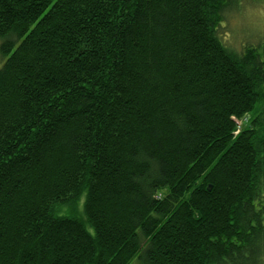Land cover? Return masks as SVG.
<instances>
[{
	"label": "trees",
	"instance_id": "16d2710c",
	"mask_svg": "<svg viewBox=\"0 0 264 264\" xmlns=\"http://www.w3.org/2000/svg\"><path fill=\"white\" fill-rule=\"evenodd\" d=\"M239 2L0 0V264L264 262V37L219 34Z\"/></svg>",
	"mask_w": 264,
	"mask_h": 264
},
{
	"label": "rangeland",
	"instance_id": "374dc122",
	"mask_svg": "<svg viewBox=\"0 0 264 264\" xmlns=\"http://www.w3.org/2000/svg\"><path fill=\"white\" fill-rule=\"evenodd\" d=\"M239 1L240 9L226 11L225 23H222V27L219 29L222 42L237 50L240 48V44L248 38L247 35L253 41L252 43L257 42L260 36L264 37V0ZM250 117V115H246L243 120L236 121L237 133L248 124ZM83 204L84 196L73 203L57 206L56 214L82 221L84 220ZM86 228L92 233L90 228L87 226ZM130 264H138L137 259Z\"/></svg>",
	"mask_w": 264,
	"mask_h": 264
}]
</instances>
